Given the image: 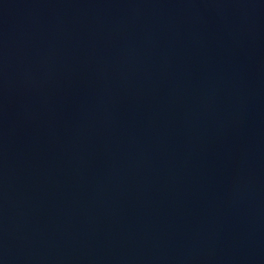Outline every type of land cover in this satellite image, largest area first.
<instances>
[{"label":"water","instance_id":"1","mask_svg":"<svg viewBox=\"0 0 264 264\" xmlns=\"http://www.w3.org/2000/svg\"><path fill=\"white\" fill-rule=\"evenodd\" d=\"M0 264H264V0H0Z\"/></svg>","mask_w":264,"mask_h":264}]
</instances>
